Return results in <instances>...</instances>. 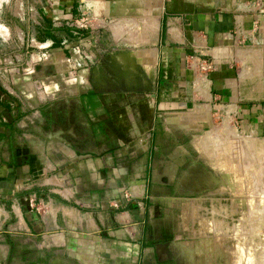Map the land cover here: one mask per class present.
Listing matches in <instances>:
<instances>
[{"label": "crops", "instance_id": "1", "mask_svg": "<svg viewBox=\"0 0 264 264\" xmlns=\"http://www.w3.org/2000/svg\"><path fill=\"white\" fill-rule=\"evenodd\" d=\"M39 8L52 59L17 75L22 103L0 89V263L171 264L149 221V188L164 163L160 122L195 101V53L217 65L208 75L211 101H245L234 68L238 31L258 19L264 33V0H44ZM68 22L86 26L64 43ZM78 42L89 47L86 56L74 50ZM240 110L244 122L264 115L255 104ZM47 117L53 139L42 134ZM31 122L26 147L13 137L27 135ZM123 134L144 136L131 145ZM134 166L145 167L129 175L140 193L106 210L107 182L119 186ZM30 186L52 203L41 220L22 208ZM45 233L46 248L25 257L27 238L37 245Z\"/></svg>", "mask_w": 264, "mask_h": 264}, {"label": "rangeland", "instance_id": "2", "mask_svg": "<svg viewBox=\"0 0 264 264\" xmlns=\"http://www.w3.org/2000/svg\"><path fill=\"white\" fill-rule=\"evenodd\" d=\"M42 3L0 0V89L13 96L15 104L24 101L15 86L17 75L33 73L36 63L52 59L43 55L49 34L40 15ZM259 25L238 31L234 68L245 101H211L209 77L195 66L189 86L195 101L160 122L164 126L158 156L164 163L155 167L156 180L149 188V221L154 239L166 245L171 264H264V115L244 122L240 110L241 103L264 107V33ZM43 122L42 134L49 139L52 131L53 139L55 126L48 117ZM142 126L147 128L145 122ZM27 131L13 138L21 137L22 145L33 147L32 122ZM120 136L132 145L144 135ZM143 172L144 166H134L125 173L129 180L119 186L107 182L105 209L119 211L124 207L122 194L140 193V182L133 183L129 175ZM33 187L27 188L22 208L41 220L52 203L35 195ZM49 234L38 237L37 245L27 238L25 257L39 255Z\"/></svg>", "mask_w": 264, "mask_h": 264}, {"label": "built area", "instance_id": "3", "mask_svg": "<svg viewBox=\"0 0 264 264\" xmlns=\"http://www.w3.org/2000/svg\"><path fill=\"white\" fill-rule=\"evenodd\" d=\"M258 19H256L254 21V26H258ZM67 26L69 27V31L68 34L65 36V38L63 39L64 43H66L69 39L70 36H75L78 35L79 32L82 30V28H85L86 24L85 22H81L78 24H74V23H67ZM45 48V47H43ZM74 50L77 53H82L84 56H86V51H89V47H86L85 45L82 46L81 42H78L75 46H74ZM43 55L46 57H50L51 58V52L44 50ZM191 59L188 61L189 65L191 67H195L197 66L198 69L201 71V74H203V76H206L208 78V75L210 74V72L214 71L217 67L216 63L213 61V59L209 56V54L207 53H202L200 52V54H193L190 57ZM132 199V194L130 192H125L124 194H122L121 196V203L127 205L129 203V201Z\"/></svg>", "mask_w": 264, "mask_h": 264}, {"label": "bare ground", "instance_id": "4", "mask_svg": "<svg viewBox=\"0 0 264 264\" xmlns=\"http://www.w3.org/2000/svg\"><path fill=\"white\" fill-rule=\"evenodd\" d=\"M203 81V80H202ZM205 81V80H204ZM209 81V80H208ZM200 82V81H199ZM201 83V82H200ZM209 83V82H208ZM206 81H205V89L206 90H208V89H210V86H209V84H208ZM200 86H201V84H200ZM203 86V85H202ZM209 87V88H208ZM203 93H205V92H203ZM199 258V257H198Z\"/></svg>", "mask_w": 264, "mask_h": 264}, {"label": "water", "instance_id": "5", "mask_svg": "<svg viewBox=\"0 0 264 264\" xmlns=\"http://www.w3.org/2000/svg\"><path fill=\"white\" fill-rule=\"evenodd\" d=\"M1 264H5V262H2Z\"/></svg>", "mask_w": 264, "mask_h": 264}]
</instances>
